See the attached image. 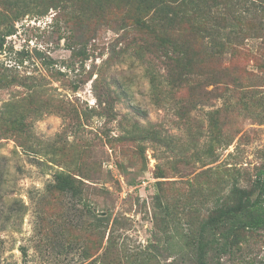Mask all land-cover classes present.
Returning <instances> with one entry per match:
<instances>
[{"label":"rangeland","instance_id":"1","mask_svg":"<svg viewBox=\"0 0 264 264\" xmlns=\"http://www.w3.org/2000/svg\"><path fill=\"white\" fill-rule=\"evenodd\" d=\"M1 1L0 15L8 22L2 20L0 32L9 21L15 32L0 50V77L19 82L0 84V264H115L107 253L111 230L134 256L121 259L123 264H167L179 257L176 226L187 233V223L207 216L227 183L249 187L264 168L263 2L240 0L245 10L253 9L236 29L220 8L210 11L207 0H198L205 14H195L196 1L189 0L173 31L151 19L152 10L132 16L126 5L135 9L137 0H19L38 8L18 20ZM198 20L206 31L196 30ZM212 33L227 44L220 57H211ZM142 37L149 49L139 56L135 47ZM164 40L183 41L196 65L181 90L183 97L200 87L191 94L199 99L192 129L176 117L178 96L166 93L158 103L153 98L148 73L165 75L169 59L155 49ZM79 50L88 57L73 56ZM90 73L91 80L75 92L73 83ZM99 78L114 91L115 119L99 114ZM18 103L24 108L11 109ZM225 110L227 139L211 143L208 115ZM22 118L23 132L17 122ZM152 131L169 137L170 148L150 139ZM132 132L148 138L125 140ZM183 157L188 163L174 170ZM158 166L167 178H157ZM60 172L83 183L82 203L53 192ZM158 185L171 209L178 206L168 228L155 219ZM94 215L99 221L111 217L103 241L88 233ZM156 232L165 240L175 237L172 251L164 250L168 243L155 250ZM250 244L264 259L263 240L252 238ZM143 253L154 257L136 261Z\"/></svg>","mask_w":264,"mask_h":264},{"label":"trees","instance_id":"2","mask_svg":"<svg viewBox=\"0 0 264 264\" xmlns=\"http://www.w3.org/2000/svg\"><path fill=\"white\" fill-rule=\"evenodd\" d=\"M96 1L100 3L99 0ZM187 1L189 0H137L136 4L138 6H136L135 9L131 7V5H126V9L131 15L138 11L139 14L145 16L152 10L151 15L153 16L151 19L163 23L164 28L167 30L174 31L177 30L180 24V19L182 13H184L186 9L184 7L187 6ZM195 1L197 4L194 3V5H191L192 8L195 7L194 13L204 15V11L200 10V3L198 0ZM1 2L2 4L5 3V6H7L11 12L16 13V20L26 16L27 12L33 11L34 6L38 8L37 3H35L34 6L26 3L21 6L18 4L19 0H2ZM37 2L39 3V0H37ZM207 2L209 3L206 7L208 10L211 11L214 7L220 8L227 17L229 23L236 29H239V24L243 22L245 14L251 12L253 9L249 6V9L245 10L244 3L240 0H207ZM261 2H263L261 7L264 10V0H261ZM43 3L42 5L44 6ZM47 3H49V5L47 7L44 6L46 11L52 8L51 1H47ZM60 6L61 5H53V8ZM5 18L6 22H8L7 16L0 15V28L3 24L2 20ZM138 25L140 24L138 23ZM195 26L198 31H206L205 24L202 20H198ZM77 28H80V26H74L75 32H78ZM14 32V26L9 21L7 30L4 33L0 32V50L4 48L6 37L12 35ZM206 33L208 34V31ZM142 38H140V41H138L135 47L137 54H140L139 56H141L144 50L149 49L145 48L147 46V40L145 37ZM208 38L210 40L211 49L213 50L211 51V57H220L227 44L221 43L219 36L215 33L209 34ZM171 46L173 47L172 53L169 51ZM185 47L186 44L183 41H161L155 49L160 52H165L163 56L169 59V64L164 67L166 70L165 75H160L152 70L149 71L148 76L155 101L158 103L166 93L178 96V100L176 101L178 106L175 108L176 117L182 125L189 126L192 129L195 123L191 113L199 99H194V95L191 94L194 90L198 91L200 87L197 85L196 88H192L193 92L188 90V92L186 91L183 97H181V90L186 82L187 72L189 69L193 68L190 66H196L192 60L189 59ZM127 51L128 49L123 50L122 53L124 54ZM72 54L73 56L77 55V57H88L85 51L83 52L80 50L73 51ZM206 65H202V67L204 68ZM91 78L92 74L90 73V76L87 79H82L81 83H73V90L75 92L78 91L81 84H86ZM17 82L19 81L16 77L11 79H7L5 76L0 77V84L3 83L4 86L9 88L18 84ZM102 83L104 82L102 80L100 81V78L95 81L96 97L101 106V112H99V114H101L100 116L106 117L108 113L112 116L110 117V120H112L116 118L115 114L111 113L116 98L114 97V91L109 88L106 89ZM35 92L36 91L32 94L34 95ZM197 97L200 98L199 94ZM24 105L25 103H18L12 105L11 109L19 110L24 108ZM228 112L229 111L225 110L223 112L209 113V131L213 137L211 143L217 141L220 144H224L227 139L224 119ZM24 120L25 118H22V121H17L22 132L25 127ZM128 136H130L128 137L129 139L126 138L125 140L139 142L142 139L148 138L147 136L139 137V135L137 136L133 132ZM150 139L164 145L168 149L170 148L171 142L168 140L169 137L162 136L160 131H152ZM212 147L210 146L208 150L209 153H212ZM183 158L184 159H178L179 162L176 160L174 170H178L179 163H188L187 159H185V157ZM156 176L158 179H165L168 175L164 169L158 166ZM159 184L162 185V183ZM52 189L55 193L70 195L78 202H83V183L72 175L63 172L57 173L55 175V184L52 186ZM167 200L168 199L163 195L162 188L160 187L159 193L154 197L155 209L157 210L154 214L156 221L161 219V223L165 224L166 228L170 227L172 218L177 214L174 211L178 212V206L173 204L172 210ZM214 202L213 206L208 209L207 216L201 220L199 219L196 223H187L189 226L187 233L180 232L181 225L176 226L175 232H177L178 243L175 246H177L179 250V257L173 259L171 262L167 261V264H264V259H258V254L255 253L253 245L250 244V239L252 238L256 240L262 239L264 242V168H260L259 171L256 172L255 179L251 182L249 187H241L236 182L227 183L222 188L221 193L216 195ZM85 207L87 212L90 213L89 205L85 204ZM109 221H111L110 215L101 218L100 221L94 215L92 223L88 226V233L92 234L97 240H101V236L105 234V230L109 227V223L105 222ZM118 223V220L114 221V224ZM174 238L175 237L170 236L165 240L161 237L159 232H156L152 237L155 243V250L160 252L165 243H168V246L165 247L164 250L172 251L174 246L170 245L169 242L171 240L174 241ZM182 242H185L184 245L181 244ZM107 244V253L112 257L115 264H123L121 259L126 260L134 257L128 254L127 251L119 245L118 239L113 237L112 230ZM149 257L153 258L154 256H151L149 253H147V255L143 253L139 258H135L136 261L142 262L144 261L142 259Z\"/></svg>","mask_w":264,"mask_h":264}]
</instances>
